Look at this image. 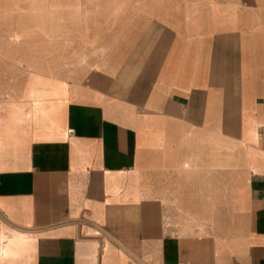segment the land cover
Instances as JSON below:
<instances>
[{
	"label": "crops",
	"instance_id": "crops-1",
	"mask_svg": "<svg viewBox=\"0 0 264 264\" xmlns=\"http://www.w3.org/2000/svg\"><path fill=\"white\" fill-rule=\"evenodd\" d=\"M54 8L0 0V264H264V0Z\"/></svg>",
	"mask_w": 264,
	"mask_h": 264
},
{
	"label": "rangeland",
	"instance_id": "rangeland-1",
	"mask_svg": "<svg viewBox=\"0 0 264 264\" xmlns=\"http://www.w3.org/2000/svg\"><path fill=\"white\" fill-rule=\"evenodd\" d=\"M57 6L58 0H4L3 17L4 21L7 20L9 23L4 33L8 34L10 38H13L14 42H17V40L27 34H33L35 36L52 35L57 37L58 10L54 8ZM10 19L12 20L10 21ZM29 49H32V55L29 54L28 57H22L19 60L27 61L29 65L42 71L44 69H41V67L47 64V56L54 51L57 52L58 45L35 42L33 47ZM40 76H42L41 73H36L35 77ZM48 78L51 82L49 88L50 93L47 96H37L33 99L41 100L50 95L59 94L58 80L51 76H48ZM26 91L27 85L25 84L22 91L24 93L23 97L27 96L25 94ZM2 120V123L4 121V123H8V116L3 117ZM6 127L8 128L9 125L7 124Z\"/></svg>",
	"mask_w": 264,
	"mask_h": 264
},
{
	"label": "built area",
	"instance_id": "built-area-1",
	"mask_svg": "<svg viewBox=\"0 0 264 264\" xmlns=\"http://www.w3.org/2000/svg\"><path fill=\"white\" fill-rule=\"evenodd\" d=\"M258 139L264 147V125H262L258 131Z\"/></svg>",
	"mask_w": 264,
	"mask_h": 264
}]
</instances>
